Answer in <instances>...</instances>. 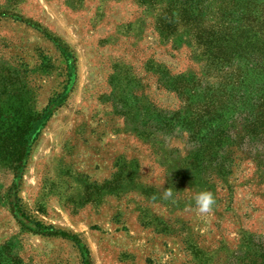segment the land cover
<instances>
[{"label": "rangeland", "instance_id": "obj_1", "mask_svg": "<svg viewBox=\"0 0 264 264\" xmlns=\"http://www.w3.org/2000/svg\"><path fill=\"white\" fill-rule=\"evenodd\" d=\"M261 2L0 0V264L263 263Z\"/></svg>", "mask_w": 264, "mask_h": 264}, {"label": "trees", "instance_id": "obj_2", "mask_svg": "<svg viewBox=\"0 0 264 264\" xmlns=\"http://www.w3.org/2000/svg\"><path fill=\"white\" fill-rule=\"evenodd\" d=\"M256 12L254 9L248 10L242 18V38L244 39L243 52L245 54L255 55L259 62L255 64V68L258 69L264 76V0L257 6ZM252 120L247 125V132H254L257 135L264 134V93L257 98L256 105H253ZM222 138L217 141L213 146V155L216 157L217 151L224 147L231 148L232 144L229 141V137ZM225 150H228L226 148ZM264 264V256L263 263Z\"/></svg>", "mask_w": 264, "mask_h": 264}, {"label": "clouds", "instance_id": "obj_3", "mask_svg": "<svg viewBox=\"0 0 264 264\" xmlns=\"http://www.w3.org/2000/svg\"><path fill=\"white\" fill-rule=\"evenodd\" d=\"M163 195L165 199H170L173 197L174 193L171 189H166ZM194 204L196 211L204 216L212 212L215 199L211 192L201 191L194 197Z\"/></svg>", "mask_w": 264, "mask_h": 264}]
</instances>
